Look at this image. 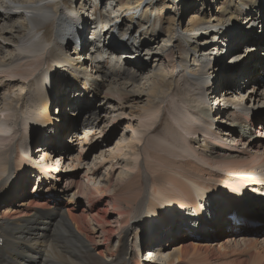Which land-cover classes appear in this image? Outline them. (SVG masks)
Wrapping results in <instances>:
<instances>
[{
	"label": "bare ground",
	"instance_id": "1",
	"mask_svg": "<svg viewBox=\"0 0 264 264\" xmlns=\"http://www.w3.org/2000/svg\"><path fill=\"white\" fill-rule=\"evenodd\" d=\"M69 1L0 0V9L4 8V12H0V18L2 17L5 22L13 16L22 19L21 22L10 24L11 26L5 22L0 26V42L3 45L1 47L0 44V48H6L9 44L14 46L6 57L0 58V87L13 88L17 84L24 87L19 89V95L10 98L5 97L0 104V207L2 208L0 210V242H2L0 244V264H145L138 258L142 248L141 244L136 241L138 237L134 241V236L130 234L131 229L135 228L140 231L143 227L142 240H147L148 245L142 249L145 248V252L149 256L160 253L159 259L152 264H264V238L260 240L249 238L250 234L255 236L257 231L256 233L251 230L244 231V228L236 225L237 222H243L246 218L253 224L258 217L249 213H255L256 210L243 209L248 212L244 215L245 217H240L234 212L230 223L225 218L231 207L233 209L236 206L240 210L239 202H249L246 200L249 198L246 195V185L255 184L260 188L258 192L264 195V176L259 173L257 168L238 173H225L224 177L227 178V183H219V181H212L208 177L201 178L200 176H192L184 182L170 181L168 186L171 187V190H160L155 197L148 201L145 206L146 209L140 213L138 211L144 207H137L136 212L132 205L127 206L126 209L115 205L116 222L119 230L114 229L112 222L106 217V212H103L105 216L99 217L98 213H93L89 217L90 212H94L99 202H97V198L92 192L89 191L90 195H86V190L82 188L81 182H75L72 179H69V183L64 186L68 190L66 192L57 189L58 184H49L46 188L38 187L39 191H37V188L30 191L29 193L33 192L32 197L25 199V183L29 179L28 173L24 179L25 181L22 179L23 172L28 168L40 165L43 158L47 172H40L38 176L42 175L41 179L44 181L52 179L55 174L51 173L45 159L48 158L51 161L53 157L52 154L50 156L49 150L45 151L42 147L39 158H35L30 152L33 161L26 160L20 153L21 151H17L15 141L21 140L24 143L28 138L31 141L32 138L29 135L37 127H41L49 132L48 142L50 140L53 146L54 144L59 146L65 141L61 138V133L71 134L78 131V127H73L68 123L69 119L67 117L71 114L66 113L67 104L63 115L58 114L60 117L57 120L52 116V108L50 107L53 96L52 90L53 94L56 90H54L50 80L51 74L47 73L44 77H41L42 75L36 76L43 68V65H39V63L45 57L43 54L48 50V46L46 47L47 50L43 48L44 44L46 41L55 40L56 32L64 37L56 40L55 47L58 50L52 48L48 50L49 53L54 52L57 54L54 69L58 71L66 70V73L70 70L77 89L86 90L88 86H92L93 93L98 99L102 98L106 102L112 100L119 105H123L125 101L132 99V97L138 99L144 94L128 90L125 87L111 89L109 87L110 75L103 74L105 79L101 82L93 76L102 73L104 68L112 66L109 59L115 58L119 62V57L124 56L127 64L132 63V60L138 58L136 53L123 52V50H117L115 46L119 44L118 47L120 48V45L124 44L129 48L138 49L140 45L138 39L127 38L128 33H126L122 34L123 38L119 37L116 40V37H114L115 32L112 33V36L106 35L108 31L105 32L102 29L99 37L101 42L98 43L97 40H94L88 47V39L87 42L83 40L86 33V23H84L83 18L77 17L76 6L74 7V3L72 1L69 3ZM85 1L87 0H83V2ZM92 1L93 5L90 3H87V5L92 7L91 13L96 17L94 22L96 21L100 25L106 16L103 11H97L101 6L100 4L104 2L101 0ZM145 1L148 4L145 11L153 10L157 4V0ZM202 2V5L206 3V1ZM235 4V0H223L222 4H218L215 17H221L218 21L220 30L225 31L235 28L236 21L230 20L233 18L232 15L239 17L246 10H249L244 15L247 22L254 20L260 23L264 20V0H237L236 6ZM139 5L141 3H138ZM142 26L145 27L143 23ZM211 27L212 24L206 17H191L183 34L172 33L167 36L164 42L167 44L166 47L172 46V48H178V43L182 42L184 55L188 56L192 51L196 53L195 50L198 48L199 43H207L206 39L201 42H198V39L202 35L206 37L207 30ZM7 28H10V30H7ZM240 28L239 26L236 28L238 30L229 31L220 38L216 45L205 44L202 52L195 54L196 60H193L192 57L193 63L191 66L188 65V59L176 58L172 48L164 49L165 60L172 56L174 60L169 61L170 66L173 69L181 68L177 69L181 74L176 81H170L171 87L167 85L168 82H163L164 73L161 70H157L154 74L158 80H154L151 84L149 99L158 95L162 104L156 105L155 100L154 102L149 100L148 105L143 107L146 113L145 116L152 121L147 131L142 134L141 138L137 139V148L132 153L133 160L126 161V164L134 166L137 175L133 177L130 170H122L126 184L123 194L131 195V197L136 195L135 193L142 186L150 182L151 174L155 169L185 168V166H190L189 162L195 166L199 157L201 158V149L191 145V143L192 138L198 136H201L207 143H211L210 140L215 142L214 146L217 148L218 153L227 154L238 159L246 157L252 159L264 158V141H260L257 146H252L251 142L255 139H251L252 133L248 132V129H251L249 116L254 112L253 108L264 103V84L254 87L252 94L249 93L252 95L251 100H255L254 104L256 105L253 108L245 105L244 100L242 101V98L238 96L240 94L238 92L234 93L236 95L230 101L233 105L230 118H232V122L238 123L233 132L238 130L240 133L248 132L247 137L250 136V138L246 139V142L242 144L233 142L230 146L225 142L226 140L216 139L215 133L217 131L211 130L212 121L219 117L218 114L212 115L213 117L210 119L208 115V113H212V108L207 100V94L210 91L207 84L212 62L218 57L213 55H221L225 48L234 47L242 42H248L249 45H252L257 39V37L253 39L249 35L240 32ZM263 28L264 24L261 25V29ZM51 30L54 35L50 37ZM97 30V26L93 27L94 32L97 33ZM66 38L70 39L71 43H78L74 51V55L78 57L77 59L70 56L62 48ZM90 39H94V36L92 35ZM260 40L264 41V37L257 39V41ZM228 42L230 43L228 44ZM78 49L80 52L88 53V57L89 54H92L91 58L87 57L85 59L90 60L92 71L89 70L88 63L83 64L85 60L80 61ZM230 52L228 49L226 55ZM155 57L160 56L155 54ZM119 63L123 64V62ZM138 65L136 70L144 71V62H139ZM130 67L129 64V66L124 65L120 71L118 69L113 70V80L116 83L124 80L133 81L137 74ZM250 78L253 77L250 75L245 77L244 83L251 82ZM92 81H94L93 85ZM222 86H224L223 102L227 103L230 100L228 95L232 91L227 86L226 79L223 80ZM69 88L72 90L71 86ZM30 91L31 97L25 98ZM165 103L166 105H164ZM59 105H63V103L59 102ZM110 110L111 108H109L108 114L111 115V121H115L116 116L114 119V113L112 111L110 113ZM112 110L115 111L113 108ZM85 112L86 110H80L81 114ZM158 114L163 115L162 118L164 119H170L173 124V130L161 142L159 141L164 138V135L159 140L155 139L152 133L158 127L151 128ZM10 122H13L14 127L10 125ZM260 124H264V122ZM215 129L220 131L221 127ZM229 132L231 133V131ZM261 132L263 133H260L259 137L263 138L264 130H261ZM230 138L232 137L230 136ZM94 139L89 138V134L86 132L83 142H91L89 145H92ZM86 146L88 147V145ZM203 148L209 149V144H206ZM115 151L113 153L116 155ZM12 158L17 164L14 172H11L12 165L9 162ZM81 158L82 156H80ZM35 161H39V163L35 164ZM227 163V161H223L222 165H227ZM63 167L58 163V167L55 169L61 173ZM214 169L218 168L214 166ZM220 172L214 174L218 176ZM205 184L209 185L205 187ZM74 188H76L74 191H70ZM18 194L23 197L20 201L15 200ZM241 194L246 195V197L241 198ZM216 195L224 197L223 203L208 199ZM80 196L86 197L87 201L83 198V203L80 204ZM206 199L208 200L204 204ZM170 200L173 207L168 205L167 201ZM80 205L84 207L82 210H79ZM186 209L194 211V218L185 221L184 231L177 229L179 231L173 235L176 229L172 230L171 237H174L173 242H177V244L173 253L162 256L166 252L164 251L165 246L155 247L154 244L158 241L155 234L146 239L149 233L147 226L157 218L158 220L155 221H161L159 223L161 227L165 226L171 219L175 227H181L178 222L182 220V217L179 220L177 217L186 215ZM178 212L179 214H176ZM260 220H262L260 223L263 224L264 228V218ZM188 222L190 225L187 224ZM91 223L94 227H91ZM227 224H229L228 228L231 230V235L225 238L224 244L218 245L216 243L217 237L210 238V236L215 231L217 233L222 227H227ZM172 226L168 231H171ZM236 235H239V239L234 238ZM115 238L117 242L113 245ZM98 245H101L100 250L97 248Z\"/></svg>",
	"mask_w": 264,
	"mask_h": 264
},
{
	"label": "rangeland",
	"instance_id": "2",
	"mask_svg": "<svg viewBox=\"0 0 264 264\" xmlns=\"http://www.w3.org/2000/svg\"><path fill=\"white\" fill-rule=\"evenodd\" d=\"M71 1L72 3H74V7L76 6V10L78 12L77 17L83 18L84 23H86L85 25L86 33H85V38L83 40L87 42L88 39V45L93 43L92 40H97L98 43L101 42V39H99V37L101 36L100 32L102 29L105 30V32L108 31L106 35L112 36V33L115 32L114 37H116V40L119 37L123 38L122 34H126V33H128L127 38L131 37L133 39H138V41L140 42L138 49L129 48L124 44L120 45L121 46L120 48L118 47L119 44L115 46L117 50L120 51L123 50V52L126 51L129 52L130 54L136 53L138 58L132 60V63L127 64V61L126 59H124V56L119 57L120 60L119 62H123V64L119 63L115 58L110 57L114 60L113 61L112 59H109V61L112 63L111 64L112 66L111 67L108 66L104 68V70H102V73L96 75L94 74L93 76L98 78L101 82L105 79L103 77V74L110 75L111 77H110L109 87L111 89L125 87L128 90H132L137 93L140 92L144 94L138 99H134L132 97V99L125 101L123 105H119L117 102H114L112 100L106 102L102 98L98 99L97 96L93 93L92 86H88L86 90L77 89V86L73 81V77L71 75L70 70L69 72L66 73V70L58 71L54 69V66L56 65L55 61L57 60V54L54 52H50L51 53L50 54L48 50L50 48L58 50L55 47L56 40L64 37L58 34L59 32H56L55 40L50 42L46 41V43L44 44L43 48L47 50L46 47L48 46V50L46 51L45 54H43V56L45 57L41 59L39 63V65H43V68L39 71L40 73L36 74V76L39 77L42 75L41 77H44L47 73L51 74L52 77L50 76L51 78L50 80L52 81L54 90L57 91V92L55 91L56 94L55 93L53 94V90H52L53 96L50 105V107L52 108L51 110L52 116L57 120L61 115H63V111L67 104L68 106H66L67 107L66 113L71 114V116L67 117L69 119L68 123L73 127H78V131L77 133L72 132L71 134H68L67 132L61 133L60 134L62 135L61 138L64 139L65 141L63 144L59 145L60 147L57 146V144L56 145L54 144L53 146L49 140L48 145L50 146H47V148L49 149H47L44 146L47 143L46 139L49 137L47 136L49 132L47 133V129L44 130L41 127H37V129L29 135V137L32 138L31 141H29V138L28 140L26 139L24 143L21 140L15 141V147L17 151L20 150L21 151L20 153L22 154L23 158H26V160H32V156H34L35 158H39L41 154L40 149L42 148V146L43 149H45V151L49 150L50 153L52 154L53 159L50 161V159L47 158L45 159V162L47 165H49V169L51 173H54L55 175L52 177V179L48 181V183L46 182L40 183L39 184L40 187L46 188L49 184L52 185L58 184L57 189H59L61 192L63 191L66 192L68 190H66L64 186L67 183H69L71 179L74 180L75 182H81L82 188L86 190L85 192L86 195H90L89 191L92 192L96 196L97 202H99L94 212H90L89 217L93 213H98L99 217L105 216V213L103 212H106L107 213L106 217L108 220H110V222H112L111 224L114 226V229L119 230L118 224L116 222L117 214L114 209L115 205L123 209H126L127 206L132 205L133 209L136 212H137V207H144L138 211L140 213L146 209L145 206L148 203V201L151 198L155 197L160 190H167V189L171 190V187L168 186L170 181L177 180L180 182H184L190 179L192 176H200L201 178L208 177L212 181H219V183L221 182L227 183L228 182L226 180L227 178L224 177L225 173H238L252 168H257L259 173L262 176H264V158L252 159L251 157H246V158L238 159L231 157L230 155L227 154H221L218 153L217 148L214 146L215 142L210 140L211 143H207L206 141L203 140L201 136H198L192 138V143H191V145H194L195 147H199L201 149L200 150L201 158L199 157L197 164L195 166H193L189 162L190 166H185V168L172 167L162 170L155 169L154 172L151 174L150 182L147 185L142 186L135 193L136 195L131 197V195L123 194L126 184H125V179L122 175V170H130L131 171L130 173L132 174L133 177L137 175L134 166L132 165L130 166L126 164V161L130 159L133 160L132 153H134V150L137 148V144H138L137 139L142 137V134L147 131L152 121V120H148V118L145 116L146 113L144 112L145 109H143V107L148 105L149 100L153 102L155 100L156 105L162 104L160 102L159 99L160 97L158 95L155 96L156 99L155 98L149 99V95H150L149 90L151 84L154 80H158L154 74L157 70H161L164 73L163 82L165 83L168 82L167 85L169 87L172 86L170 81L172 80L176 81L177 79H179L181 74V72L177 70L181 68L173 69L170 66L169 61L174 60L172 56H171L172 59L166 58L165 60L164 49L172 48V46L166 47L167 44L164 41L167 39V36L171 35L172 33L183 34L184 30L187 27L188 21L190 20L191 17L204 16L207 19H209V22L212 24V27L207 30L206 33L207 38L204 35H202L198 39V42H201L206 39L207 43H199L198 48L195 50L196 53L192 51L191 54H189L188 56L184 55V45L182 42L178 43V48L175 47L172 48L175 52L176 58L188 59V65L191 66L193 60H196L195 54H200L205 44L216 45L222 36L226 35L229 31L234 30L239 26L242 28V29L240 28V32L249 35L253 39H255L256 37L257 39L259 37H264V28L261 29V25L264 24V20H262L260 23L254 20L247 22V20L244 18V15L249 10H246L244 14L239 17L232 15L233 18L230 20L236 21L235 28L222 31L220 30L219 28L220 26L218 24V21L219 19H221V17L219 16V18H217L215 17V15L217 13L218 4L219 3L222 4L223 0H176V2H174V0H160V1L157 0L156 2L157 4L155 5L154 9L153 10L150 9V11H145L148 5L146 4L145 0H101L104 3L101 2L102 4H100L101 6H99L97 12L103 11L105 13L106 18L103 20V23L98 25L96 21L94 22L91 20L92 18L95 19L96 17L91 13L92 7L87 5V3L93 5L92 0H87L85 2H83V0L82 1L70 0L69 3ZM202 1H206V3L202 5L203 3ZM84 3H86V5H84ZM138 3H141V5L138 6ZM235 3L237 4V0H235ZM122 7L124 8L122 9ZM0 12H4L3 7L0 9ZM21 21H22L21 18L13 16L9 20H7V22H5L4 19L1 17L0 26L4 22L10 25L15 22L17 23ZM142 23L145 25V27L142 26ZM87 24L89 25L87 26ZM111 25H113V27H111ZM95 26L98 27L97 33L93 31V27ZM10 28H7V30H10ZM170 31L172 32L170 33ZM53 35L54 34H52V30H51L50 37ZM92 35L94 36V39L91 40L90 38ZM57 36L59 37L57 38ZM257 39L255 42L252 43V45L251 44L249 45L248 42H242L234 47L225 48V51L221 55H217V54L213 55L214 53L212 54L213 56L216 57L218 56V57L215 58V60L212 62L211 70L209 74L210 78L207 84L210 90L209 93L207 94L208 97L207 100H208V104L212 108V113H208V115L210 116L211 119L213 117L212 115L218 114L219 118H216L214 121H212L213 126L211 130H213L214 132L217 131V133H215L216 139H224L226 140L225 142L230 146H232L233 142L237 144H242L243 142H246L245 140L250 138V136L247 137L248 132L252 133L253 137L251 136V139H255L254 141L251 142L252 146H257L260 143V141H264V137H263L264 135L262 136L263 138L259 137V134L263 133L261 132V130H264V124H260L264 122V103L259 104L257 107L253 108V106L256 104H254L255 100H251L252 95H250L252 94V90L254 89V87H257L260 84H264V71H262L264 67V41L263 40L257 41ZM229 43L230 42H228V44ZM2 46L3 45L1 44V47ZM13 48L14 46L11 44H9L8 47L6 48H0V58L6 57L8 53L12 51ZM62 48H64L66 52L70 54V56H72L73 58L76 59L78 58L77 56L74 55L75 43H71L70 39L66 38L65 42L62 45ZM228 49L231 52L230 54L226 55ZM259 49L261 50L258 51ZM155 54H157V56L160 57L158 58L155 57ZM192 54L194 55L192 56ZM89 55L90 56L88 57V53L85 54V52H80L79 53L81 59L80 61L83 62L87 57L91 58L92 54ZM139 62H144V68H143L144 71L136 70L139 66L138 65ZM87 63L89 66V70L92 71L90 67L91 65L90 60L88 61L85 60L83 62L84 65H86ZM129 64L131 66L130 69L137 74V77L133 81L124 80L116 83L112 78L113 77L112 71L115 69H118V71H120L122 70V67H124V65L129 66ZM249 75L252 76L253 78L252 79L250 78L251 82L245 84L244 78ZM225 79L227 86L232 91L231 93L232 95L231 94L228 95V97H230V100L227 101V103H224L222 98L224 91V86H222V84H223V80ZM53 82L55 83V85ZM93 83L94 81H92V85ZM70 86L72 87V90L69 88ZM20 88H24V87L19 84L15 85L13 88L0 87V104H1V100L5 97L10 98L19 95ZM236 92L240 93L238 96L242 98V101L244 100L243 102L245 103V105L253 108L254 111L249 116L251 121L250 122L251 129L250 130L248 129V132L246 133L244 132L240 133L239 130L237 132H233L235 130V127H237L238 123L232 122V118H230V114L232 113V108H233L232 102L230 101L234 99L235 97L234 95H236L234 93ZM30 97H31V91L28 92L25 98H30ZM236 98L238 99V97ZM59 102L63 103V105H59ZM164 105H166V103ZM109 108H111L110 113L111 111L114 113V119L116 116L115 121H111L112 120L111 115L108 114ZM112 108L115 111H113ZM81 109L86 110V112L81 114L80 113ZM58 114L60 116H58ZM162 117L163 115L158 114L156 120L153 122V125L151 127V128L158 127V129L152 133V136L155 139L159 140L162 137V135H164V138L159 142L166 139L170 131L173 130V124L171 120L167 118L164 119ZM158 120L160 121L157 122ZM220 120L223 121L221 122ZM10 123H11L10 125L14 127L13 122ZM216 127H221L220 131L215 129ZM229 131H231V133ZM86 132L89 134V138L91 137L93 139L95 138L93 140L94 142L92 143V145H89V143L91 142L88 143L83 142V138L85 137ZM224 133L225 135H230L232 138H230V136L228 137L225 136ZM206 144H209V149L203 148V146H205ZM86 145H88V147ZM116 149L120 152L118 153V151H115ZM114 151L116 155L113 153ZM30 152L32 156H30L29 154ZM80 156H82L81 159ZM42 160L44 159L42 158ZM223 161H227L228 162L227 165H222ZM9 162L12 165L11 172H14L17 167L14 158L10 159ZM34 163L37 164L39 163V161L37 162L35 161ZM58 163L60 164V166H64L63 172L61 173L59 172V170L55 169L58 167ZM131 164H133V162H131ZM214 166H216L218 169H214ZM218 171L221 172L217 176L214 173ZM27 173L30 182H28L29 181L28 180L27 183H25L26 193L35 190V188H37V191H39L37 187L38 179L34 175L35 174L39 175L40 172L35 171L34 173L33 168H28L22 174L23 180L26 178ZM208 185L209 184H205V187ZM75 189L76 188L70 189V191H74ZM245 189H246V195L249 196V198L247 197L248 199L246 200L250 201V199H252L254 196L258 194V189L260 188H258L254 184V185L245 186ZM198 190L201 191L200 189ZM26 193H24V195H26L25 199L27 198L30 199L32 197L33 192L29 194ZM246 195L243 196L241 194V198H245ZM217 196L218 195H216L215 197L212 196L211 198L209 197L208 199H213L212 201L214 202L223 203L222 201L224 197H220V196L217 197ZM83 198L86 199L87 201L86 197L80 196L79 198L80 204L83 203L82 200ZM22 199L23 197L21 196V194H18L15 200L20 201ZM208 199H206L204 204H206ZM167 202L168 205H171L170 202L172 201L170 200ZM84 205H85V201H84ZM83 208H84L83 205L79 206V210H82ZM0 210H2L1 207ZM188 213H190L189 210ZM176 214H179V212ZM181 217L182 219H188L187 221L192 219V217L187 215L178 216L177 219L179 220ZM255 217H258L257 221H254L257 223V226L254 229L247 228L246 230H251V229L256 230L257 233L256 231H252L256 233L255 235L256 237L251 234L248 237L260 240L264 238L263 224L260 223L262 221L260 219L264 218V212L255 215ZM155 220L158 219L155 218ZM155 220L149 224L150 234L160 231L166 232L168 231L170 226L173 225L172 219L169 220L168 223L162 227L161 225H159L161 221H155ZM187 224H189V222ZM92 225L93 224L91 223V227H94ZM174 228L176 229L174 231V235H175L177 233V229H181L182 227H178V226L175 227L173 225L171 227V231L168 232L172 233V230H174ZM141 229L140 231H138L135 228H133L131 229L130 234L134 236V241L135 238L138 237L136 241L138 242V244H141V247L143 248L148 245L147 244L148 242L147 240L145 241L142 240L143 238L141 234L144 233L143 231L144 227ZM172 234H169L167 237L171 236ZM216 235H219V236H215L217 237L216 243L218 245L219 244L221 245L225 243L224 241L225 238L230 236L231 233L228 229H226L223 230V232L221 233H217ZM238 236L239 235H236L234 238L239 239ZM116 242L117 241L115 238L113 245L116 244ZM164 243H166V241ZM176 244L177 242L170 241L169 245L165 248L166 251L164 253L165 255L163 254L162 256H167L168 254L173 253ZM160 245L161 243L155 244V246H160ZM97 248L98 250H100L99 248H101V245H98ZM142 248H141L142 251L140 250L138 254V258H140V254L146 251L145 248L144 249ZM141 261L145 263L143 260Z\"/></svg>",
	"mask_w": 264,
	"mask_h": 264
}]
</instances>
